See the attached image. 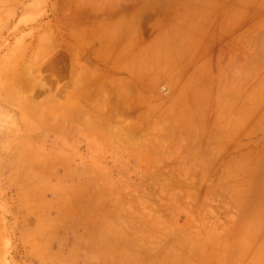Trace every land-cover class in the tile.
<instances>
[{"label": "rangeland", "instance_id": "rangeland-1", "mask_svg": "<svg viewBox=\"0 0 264 264\" xmlns=\"http://www.w3.org/2000/svg\"><path fill=\"white\" fill-rule=\"evenodd\" d=\"M124 3L147 34L153 3L145 16ZM155 3L168 18V0ZM96 8L0 0V264H264V193L240 191L253 181L233 162L224 176L264 135L235 149L216 114L187 124L177 98L160 102L167 83L134 97L132 65L92 40L110 24ZM253 8L264 27V0Z\"/></svg>", "mask_w": 264, "mask_h": 264}, {"label": "crops", "instance_id": "crops-1", "mask_svg": "<svg viewBox=\"0 0 264 264\" xmlns=\"http://www.w3.org/2000/svg\"><path fill=\"white\" fill-rule=\"evenodd\" d=\"M84 1L96 12L103 5L105 15L110 16L105 40L97 35L92 40L100 49L108 39L114 49L111 57L119 55L126 64H133L121 68L132 75L125 80L137 81L131 84L134 97L145 88L167 83L169 97L160 102L177 98L171 112L188 114L187 124H209V114H216L217 122L233 129L235 149L237 139L264 135V72L258 69L264 62V47L257 42V33H264V27L255 23L254 0H216L215 5L209 0H168V18L155 3L159 0H149L155 19L147 34L140 26V14L130 13L124 3L129 0ZM134 1L138 10L146 9L139 5L144 0ZM68 5L69 0H62L63 8ZM142 14L145 16V10ZM146 63L152 73L140 75V67L142 70ZM229 162L237 168L232 176L239 172L253 181L240 186V191L264 193V142L228 159L224 176H230Z\"/></svg>", "mask_w": 264, "mask_h": 264}, {"label": "bare ground", "instance_id": "bare-ground-1", "mask_svg": "<svg viewBox=\"0 0 264 264\" xmlns=\"http://www.w3.org/2000/svg\"><path fill=\"white\" fill-rule=\"evenodd\" d=\"M8 8V7H7ZM129 53H130V51H129ZM129 53H128V55H129ZM76 55H77V53H76ZM78 56V55H77ZM77 59V58H76ZM133 65V64H132ZM74 69V68H73ZM84 71V70H83ZM83 74H84V72H83ZM77 76V75H76ZM76 76H75V78H76ZM89 76V75H88ZM91 76V75H90ZM89 76V77H90ZM87 77V76H86ZM89 77L87 78V79H89ZM75 78H73L74 79V81H76L75 80ZM80 78H81V76H80ZM82 78H84V76L82 77ZM97 78V77H96ZM73 79H72V81H73ZM77 79V78H76ZM91 79V78H90ZM94 79V78H93ZM78 80V79H77ZM82 81H85V80H83V79H81ZM79 81V80H78ZM77 81V82H78ZM91 81H94V80H91ZM90 81H88V83H89ZM79 83V82H78ZM83 83V82H82ZM102 83V82H101ZM128 84H129V82H127ZM23 84V83H22ZM76 85H77V83H76ZM85 86L87 85V84H84ZM93 85V84H92ZM81 86V85H80ZM82 87V86H81ZM91 87V86H90ZM21 88V87H20ZM87 88V87H86ZM93 89V88H92ZM12 91V90H11ZM79 92H80V90H79ZM82 92V91H81ZM85 92V91H84ZM91 92V91H90ZM19 93V92H18ZM17 92L15 93V95L16 94H18ZM100 94V93H99ZM120 95V94H119ZM88 96H90L89 94H88ZM17 97V96H16ZM103 97V96H102ZM99 98V97H98ZM122 98H125L124 96L122 97ZM76 99V98H75ZM87 99V98H86ZM89 99H90V97H89ZM128 99V98H127ZM152 99V98H151ZM23 100V99H22ZM80 100V99H79ZM119 100V99H118ZM121 100V99H120ZM125 100V99H124ZM130 101V100H129ZM151 102V101H150ZM128 103V102H127ZM53 104V103H52ZM120 104V103H119ZM133 104V103H132ZM139 104V103H138ZM199 104V103H198ZM104 105V104H103ZM137 105V104H136ZM159 105V104H158ZM53 106V105H52ZM75 106H76V104H75ZM116 107V106H115ZM124 107V106H123ZM52 108V107H51ZM162 110V109H161ZM161 112V111H160ZM74 113H76V112H74ZM81 113V112H80ZM117 113V112H116ZM121 114H122V111L120 112ZM72 114V113H71ZM40 120H41V118H40ZM39 120V121H40ZM92 123V122H91ZM172 131V130H171ZM187 133V132H186ZM130 137H132V136H130ZM129 139V138H128ZM119 140V139H118ZM120 141V140H119ZM123 141V140H122ZM121 141V142H122ZM126 143V142H125ZM128 143V142H127ZM140 144V143H139ZM122 145V144H121ZM132 146V145H131ZM222 146V145H221ZM147 149V148H146ZM130 150V149H129ZM222 150H224V149H222ZM133 151V150H132ZM147 151V150H146ZM167 151V150H166ZM221 151V150H220ZM151 152V151H150ZM157 153H159V152H157ZM198 153V152H197ZM180 154H181V152H180ZM167 155H168V153H167ZM152 157V156H151ZM159 158V157H158ZM168 158V157H167ZM161 159V158H160ZM165 159V158H164ZM169 159V158H168ZM174 160V159H173ZM216 160V159H215ZM157 161V160H156ZM155 161V162H156ZM217 161V160H216ZM215 161V162H216ZM164 162V161H163ZM201 162H202V160H201ZM200 162V163H201ZM205 163H207L208 164V162H205ZM202 164H203V162H202ZM152 165H155V164H153L152 163ZM199 169V168H198ZM188 170V169H187ZM148 171V170H147ZM153 171V170H152ZM166 171V170H165ZM159 176V175H158ZM186 176H187V174H186ZM151 182V181H150ZM176 185V184H175ZM163 190V189H162ZM174 191V190H173ZM175 193V192H174ZM178 194V193H177ZM189 194V193H188ZM174 197H175V195H174ZM188 200V199H187ZM152 201V200H151ZM162 202V201H161ZM215 224V223H214Z\"/></svg>", "mask_w": 264, "mask_h": 264}]
</instances>
